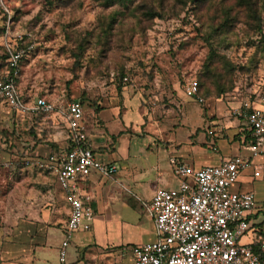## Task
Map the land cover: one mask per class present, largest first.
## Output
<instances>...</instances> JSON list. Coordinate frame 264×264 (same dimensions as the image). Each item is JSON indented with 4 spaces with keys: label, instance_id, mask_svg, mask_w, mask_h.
<instances>
[{
    "label": "rangeland",
    "instance_id": "rangeland-1",
    "mask_svg": "<svg viewBox=\"0 0 264 264\" xmlns=\"http://www.w3.org/2000/svg\"><path fill=\"white\" fill-rule=\"evenodd\" d=\"M109 1L3 0L12 35L34 37L35 48L21 66L22 93L48 96L56 103L80 99L88 120L91 110L112 95L138 93L155 126L167 116V125L176 124L173 112L186 114L176 130L166 132L185 149L203 109L181 99L188 80L197 82L205 99H221L230 108L229 99L264 93V0ZM250 4L261 16L262 33ZM6 19L0 13V27ZM63 125L56 114L17 122L15 114L0 106V159L8 164L34 157L38 143L61 150L51 134ZM203 152L197 162L213 154L209 148ZM259 167L264 170V163ZM19 169L0 171V211L14 181L29 172ZM242 182L241 190L254 192L259 211L250 224L258 222L264 218V178Z\"/></svg>",
    "mask_w": 264,
    "mask_h": 264
},
{
    "label": "crops",
    "instance_id": "crops-1",
    "mask_svg": "<svg viewBox=\"0 0 264 264\" xmlns=\"http://www.w3.org/2000/svg\"><path fill=\"white\" fill-rule=\"evenodd\" d=\"M182 95L181 99L187 98L183 91ZM228 102L234 107L239 101ZM198 104L203 105L202 118L199 126L189 131L187 149L166 136L169 127L176 130L186 114L173 112L177 113L176 124L167 125V116L155 126L138 93L112 95L91 110L92 119L88 120L84 112L86 145L101 162L114 164L117 172L109 178L91 172L79 182L92 196L94 218L89 230L71 234L66 264H132L131 255H122V251L155 239L153 220L144 204L156 190L178 187L172 160L193 168L215 165L228 155L249 158L256 165L264 163V149L252 155L245 124L230 115L229 105L211 97ZM53 129L52 141L65 150L71 144L65 125ZM199 130H203L200 138ZM206 148L213 154L207 161L197 162L196 157L206 155ZM55 149V145L38 143L32 155L47 156ZM5 161L0 159L1 164ZM11 168L29 172L14 181L1 207L0 264H60L59 248L70 211L66 193L50 172L25 166H5L0 171ZM250 178L260 179L253 176L252 168H246L231 189L249 191L241 189L242 181ZM255 209L256 204L250 219H256L259 211ZM263 222L264 218L252 225L259 227Z\"/></svg>",
    "mask_w": 264,
    "mask_h": 264
},
{
    "label": "built area",
    "instance_id": "built-area-1",
    "mask_svg": "<svg viewBox=\"0 0 264 264\" xmlns=\"http://www.w3.org/2000/svg\"><path fill=\"white\" fill-rule=\"evenodd\" d=\"M0 13L7 18L3 0H0ZM9 19L8 16L0 27V106L20 116L56 114L74 146L70 150L53 151L46 157L0 163V167L21 164L48 170L55 176L58 186L66 193L70 210L58 255L59 263L66 264L71 234L89 230L94 218L92 196L79 182L91 172L112 177L117 167L101 162L86 145L84 108L80 100L56 103L46 96L23 95L20 91L22 62L34 50L35 42L28 33L13 36ZM183 92L187 98L205 102L195 80H188ZM230 111L244 122L250 137L248 149L257 155L264 149V93L248 94ZM172 163L178 187L158 189L144 204L153 220L155 239L124 249L122 255L129 253L132 264H264V230L250 224L255 194L231 189L246 168H252L256 178H264V170L240 155H228L215 165L200 168L176 160Z\"/></svg>",
    "mask_w": 264,
    "mask_h": 264
},
{
    "label": "trees",
    "instance_id": "trees-1",
    "mask_svg": "<svg viewBox=\"0 0 264 264\" xmlns=\"http://www.w3.org/2000/svg\"><path fill=\"white\" fill-rule=\"evenodd\" d=\"M109 3H113V0H110L109 1ZM247 4H248V2H247ZM249 11H250V13H251V15H252V17H253V19L256 21V29L259 31V33H262L261 31H262V19H261V16H260V14L257 12V10H255V9H253L252 7H251V4L249 5ZM1 31V30H0ZM261 39H262V42H263V45H264V34H261ZM2 66H0V68H1ZM121 76H122V74H121ZM121 87H122V84H121V82H120V84H118V86H117V88L118 89H121ZM198 90H199V93L201 94V92H200V88H199V85H198ZM23 95H26L25 94V92L23 93ZM208 97V96H207ZM78 100H80V99H78ZM80 102L82 103V101L80 100ZM83 104V103H82ZM13 113V112H12ZM13 114H15V113H13ZM16 116H17V122H20V120H25V119H30V120H34V119H39L40 117H44V115H42V114H29V115H25V116H20V115H17V114H15ZM22 117V118H21ZM25 122H27V121H25ZM70 141V140H69ZM70 143H71V141H70ZM74 145L73 144H70L66 149L67 150H70L72 147H73ZM39 170H42V169H39ZM45 171V170H44ZM264 223V222H263ZM263 223H261L260 224V228H259V230L261 229V226H262V224Z\"/></svg>",
    "mask_w": 264,
    "mask_h": 264
}]
</instances>
